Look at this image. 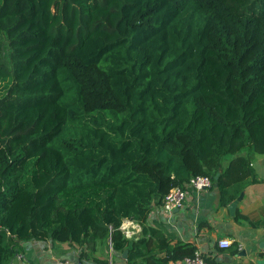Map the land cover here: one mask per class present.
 <instances>
[{
  "label": "trees",
  "instance_id": "16d2710c",
  "mask_svg": "<svg viewBox=\"0 0 264 264\" xmlns=\"http://www.w3.org/2000/svg\"><path fill=\"white\" fill-rule=\"evenodd\" d=\"M0 84V264L49 239L193 258L145 223L194 177L226 206L254 176L264 0H0Z\"/></svg>",
  "mask_w": 264,
  "mask_h": 264
},
{
  "label": "crops",
  "instance_id": "0c3cea01",
  "mask_svg": "<svg viewBox=\"0 0 264 264\" xmlns=\"http://www.w3.org/2000/svg\"><path fill=\"white\" fill-rule=\"evenodd\" d=\"M245 154V153H243ZM254 171L246 179L237 195L242 194L232 215L229 202L219 205L217 188L196 192L186 190V201L181 208L169 215L160 207L151 210L146 227L160 231L170 245L183 243L192 245L205 264H264V155L247 154ZM236 197V199H237ZM128 227L127 239L138 240L141 226L124 220ZM231 241L222 249L218 242ZM155 258L163 259L165 254L154 249ZM123 254V253H122ZM115 253L109 241L99 243L94 251L74 243H58L52 240L30 241L22 244L19 254L10 264H57L60 261L95 264H128L127 255ZM137 260V264H140Z\"/></svg>",
  "mask_w": 264,
  "mask_h": 264
},
{
  "label": "built area",
  "instance_id": "2783aa9c",
  "mask_svg": "<svg viewBox=\"0 0 264 264\" xmlns=\"http://www.w3.org/2000/svg\"><path fill=\"white\" fill-rule=\"evenodd\" d=\"M212 180L207 176H197L185 185L184 189L174 188L164 197L160 206L161 211L165 215H169L173 210L181 208L186 201V190L190 189L196 192L205 191L212 188ZM121 231L128 235V227L121 225ZM231 245V241L228 239H222L218 242V246L222 249L228 248ZM57 264H95V263H76L70 261H60ZM170 264H205L203 259L195 254L193 258H184L183 260L175 261Z\"/></svg>",
  "mask_w": 264,
  "mask_h": 264
},
{
  "label": "water",
  "instance_id": "95a60500",
  "mask_svg": "<svg viewBox=\"0 0 264 264\" xmlns=\"http://www.w3.org/2000/svg\"><path fill=\"white\" fill-rule=\"evenodd\" d=\"M217 180V177H215V181ZM215 188L217 187V183H215L213 185ZM242 198V194L239 195V197H237V199H235L229 206V211H230V214L232 215V213L234 212L238 202L241 200ZM126 254L127 252L125 251L123 254H122V257L125 258L126 257Z\"/></svg>",
  "mask_w": 264,
  "mask_h": 264
},
{
  "label": "rangeland",
  "instance_id": "374dc122",
  "mask_svg": "<svg viewBox=\"0 0 264 264\" xmlns=\"http://www.w3.org/2000/svg\"><path fill=\"white\" fill-rule=\"evenodd\" d=\"M5 89V86L3 84H0V92Z\"/></svg>",
  "mask_w": 264,
  "mask_h": 264
}]
</instances>
